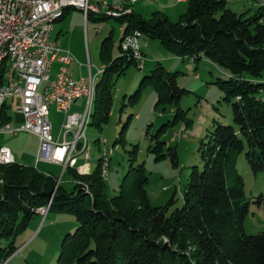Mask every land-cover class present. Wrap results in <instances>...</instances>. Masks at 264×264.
<instances>
[{
  "label": "trees",
  "instance_id": "obj_1",
  "mask_svg": "<svg viewBox=\"0 0 264 264\" xmlns=\"http://www.w3.org/2000/svg\"><path fill=\"white\" fill-rule=\"evenodd\" d=\"M188 5L179 22L161 12L150 20L133 11L115 18L126 26L121 53L113 56L111 33L102 43L105 71L91 110L92 124L100 126L114 100L111 83L130 66L138 67L130 52L122 55V42L136 33L159 40L183 61L205 58L230 75L218 85L232 103L233 125H213L199 150L201 164L192 167L187 181L185 204L173 210V200L153 206L143 165H131L114 197L107 195L100 164L89 178L66 169L78 183L70 193L52 174L17 161L0 165V240H11L0 249V262L37 210L51 206L50 212L71 214L78 224L64 236L57 264H264V231L248 235L244 228L250 205L264 207V195L246 196L237 167L245 152L251 170L264 172V22L259 10L250 18L238 15L226 0H188ZM176 76L159 65L147 77L160 101L180 92ZM3 78L4 71L0 84ZM9 109L8 104L2 109L1 126L13 120ZM86 178L95 182L88 191L80 182Z\"/></svg>",
  "mask_w": 264,
  "mask_h": 264
},
{
  "label": "rangeland",
  "instance_id": "obj_2",
  "mask_svg": "<svg viewBox=\"0 0 264 264\" xmlns=\"http://www.w3.org/2000/svg\"><path fill=\"white\" fill-rule=\"evenodd\" d=\"M98 1V4L97 0H93V3L96 2V6L99 10L101 9L100 12H104L103 2ZM226 1L227 7L238 15L246 14L245 16L250 18L257 14L258 9L255 7H245L235 0ZM131 2L129 0L130 5L127 6L129 9L122 7L125 10L120 12L121 14L125 15L127 10L131 12L130 7L133 6ZM138 2H145L146 10L143 14L136 12L144 20L152 19L158 11L172 22H179L188 12L189 7L188 1L185 4H179L178 0H138ZM99 4H102V7ZM66 20L67 23L57 21L54 24L56 30L53 36L65 40L61 41V46L69 51L73 58L74 64L72 67L68 65L67 68L75 73L83 74V77L89 80L87 66L89 59L95 67V76L96 66L102 67L104 64L101 55L103 41L113 30L112 53L114 57H117L121 53L120 43L126 26L120 24L115 18H109L97 25L91 22L88 27L90 42L88 44L83 17L76 18L69 15ZM100 25L103 26V33L95 37V28ZM143 42H147L149 47H143ZM142 48L150 61L143 68L136 65L130 66L118 80L115 77V82L111 83L114 100L106 112L109 113L107 119L100 126L92 124L91 121L86 131L90 154L88 160L84 156V161L78 162L77 168L87 165V171L84 169L79 172L73 167L67 169L84 177L96 172L99 164L102 165V170L103 152L107 145L113 150L109 175L104 178L109 197H114L121 192L123 179L131 165L135 167L143 165L148 178L146 190L151 204L160 207L173 200L174 204L171 208L173 210L185 204L187 181L192 167L201 164L199 150L207 140L213 125L216 123L233 125L232 103L225 100V93L218 85L220 81H229L231 76L204 60L190 62L189 59H184L182 61L181 57L170 52L156 39L144 38ZM127 52L124 51L126 55H129ZM159 65L170 74L177 75L176 82L180 92L173 99L160 101L154 84L147 78ZM58 67L60 66H55L56 69ZM196 75H199L197 79ZM102 78L101 74L97 83ZM143 79H146L145 84H142ZM262 79L264 81V74ZM7 104L13 107L11 99ZM12 107L8 111V116L14 119L11 124L21 123L16 116L18 115L20 119L22 115L15 112V108ZM177 114L178 117H176ZM50 120L53 124L52 134L57 139L66 122V116L53 112ZM2 146L9 147L17 155V159H20L17 161L19 164L32 166L42 173H53L58 178L61 177L57 181V186H65L68 193L74 190V186H78L72 177L71 180L69 179L68 174L62 175V169L56 170L48 163L36 164L38 163L36 162L39 148L38 137L27 133H20L17 136L0 134V148ZM237 167L245 182L246 196L250 199L264 195V172L255 174L251 170L245 152L238 155ZM63 171H66V168H63ZM87 178L80 182L88 191L95 182ZM53 198L50 199V204ZM42 208L48 209L47 213L40 214L37 210V215L16 237L15 248L2 253L3 256L9 255L8 258H3L0 264H57L64 236L68 232L73 233L78 224L71 214L50 212L51 206ZM244 228L248 235H257L264 231V207L250 205V213L244 222ZM10 241L1 239L0 249H6Z\"/></svg>",
  "mask_w": 264,
  "mask_h": 264
},
{
  "label": "built area",
  "instance_id": "obj_3",
  "mask_svg": "<svg viewBox=\"0 0 264 264\" xmlns=\"http://www.w3.org/2000/svg\"><path fill=\"white\" fill-rule=\"evenodd\" d=\"M133 4L138 0H132ZM245 1L249 6L260 11L261 22H264V0ZM104 3V12L92 11L93 0H0V75L4 71L0 84V106L12 100L15 112L23 117L21 124L12 125L13 120L0 127V134L27 133L38 137L39 148L37 162L77 168L78 157L88 160V141L83 134L86 110L83 113H71L73 104L79 99L87 100V89L94 78L93 64L88 63L89 80L76 79L67 66L73 61L71 54L63 50L52 39L54 26L51 17L63 4L77 3L85 20L90 15L113 18L117 12H124L122 6H111ZM101 29H97L99 33ZM141 34L129 35L122 42L124 51L131 53L138 66L143 68L145 56L142 50ZM193 61V58L190 59ZM55 62L62 65L52 77L51 70ZM101 69V68H100ZM12 107V106H10ZM18 107V108H16ZM66 116V122L57 139L54 138L50 112ZM107 167L101 174L109 175L110 159L113 150L106 145ZM13 151L7 147L0 148V164H14ZM87 171V165L77 168ZM48 209L40 208V214Z\"/></svg>",
  "mask_w": 264,
  "mask_h": 264
},
{
  "label": "crops",
  "instance_id": "obj_4",
  "mask_svg": "<svg viewBox=\"0 0 264 264\" xmlns=\"http://www.w3.org/2000/svg\"><path fill=\"white\" fill-rule=\"evenodd\" d=\"M102 1H105V2H107V3H109L111 6H122V7H124L125 8V6L127 7L128 6V4H129V0H101V2ZM188 0H178V3L179 4H185L186 2H187ZM236 2V1H235ZM138 3H140V4H138ZM238 3H241L242 5H244L245 7H249V8H251V6H249L245 1H238ZM145 2H137V3H135V4H133V6H131V11H133V12H137V13H139V14H143V12L146 10V8H145ZM100 6L102 7V4H100ZM138 7H140V9H142V10H140V9H138ZM103 9V8H102ZM71 10H73V11H69V10H67V12L65 13V16L60 20V21H58V22H64V23H67V17L70 15L71 17H76V18H79V17H83V20H84V25H85V34H86V36H87V42H88V44L90 43L89 42V37H88V27H89V25L91 24V22H93L94 24H100L101 22H104V21H107L109 18H107V17H105V16H93L92 17V19L91 20H89V21H86L85 20V17H84V14L80 11V10H76V9H71ZM249 10H251V9H249ZM72 12H75L76 14H71ZM158 12V11H157ZM136 13V14H137ZM114 19V18H113ZM68 29V28H67ZM97 29H101V31L99 32V33H97ZM56 30V25L54 26V29H53V33H54V31ZM103 26H98V27H96L95 28V37H98L97 35H101L102 33H103ZM53 33H52V39L55 41V42H57L58 44H59V46L63 49V50H65L61 45V41L62 42H64L65 40H62V39H60L59 37H54L53 36ZM111 33H113V30H112V32H110V34H109V36L111 35ZM108 36V37H109ZM107 37V38H108ZM142 40H143V38L141 39V43H142ZM143 44H144V46L143 47H149L148 46V43L147 42H143ZM142 50H143V48H142ZM65 51H67V50H65ZM69 52V51H68ZM143 53H144V51H143ZM89 54V53H88ZM89 56H90V54H89ZM144 56H145V63H144V67H145V65H146V63L148 62V61H150V59H149V56L148 55H146L145 53H144ZM89 58V57H88ZM90 61H91V59H89ZM202 60H204L206 63H211L209 60H207V59H205V58H202ZM183 61V60H182ZM190 62H191V60H189ZM74 64V62L72 61L70 64H69V66L68 67H72V65ZM56 65H59L60 67H61V63L60 62H55L54 64H53V66H52V70H51V76L52 77H54L56 74H57V72H58V70H59V68L60 67H58L57 69L55 68V66ZM88 66V65H87ZM94 66V65H93ZM102 67L104 68L105 66H103L102 65ZM102 67H97L96 66V76H98L97 74H99V70H101L102 69ZM82 68V67H81ZM95 68V67H94ZM94 68H93V73H94ZM101 68V69H100ZM89 70V69H88ZM68 71L70 72V73H72L73 74V76H74V78H76V79H79V78H84V79H86L85 77H83L84 75L83 74H78V73H75L73 70H69V68H68ZM82 70H80V72H81ZM100 76H101V74H99ZM100 76H98V77H96L97 79H96V85H97V81L99 80V77ZM199 77V75H196L195 76V78L197 79ZM86 105H87V100L86 99H84V98H82V99H79V100H77L74 104H73V106H72V108H71V113H73V114H75V113H82L84 110H85V108H86ZM53 112H55V113H57L56 112V110L55 109H52L51 110V112H50V117H51V114L53 113ZM17 117V120L18 121H21V123H22V121H23V117H21L20 116V119H18V115L16 116ZM13 119V118H12ZM14 120V119H13ZM21 123H15V125H17V124H21ZM61 132V131H60ZM23 155H25V154H23ZM14 156H15V159H16V161H18V160H20V159H17V155L16 154H14ZM91 156V155H90ZM83 162L84 161V156H79L78 157V162ZM37 162V161H36ZM41 163V162H40ZM42 163H44V162H42ZM36 164H39V163H36ZM52 166H53V168L54 169H56V170H61L62 169V175L65 173V171H63V168H62V166H59V165H54V164H51ZM79 172H82V171H79ZM47 174H52L53 176H55L53 173H47ZM66 174H68L69 175V173L68 172H66ZM70 176V175H69ZM55 177H57V176H55ZM72 176H70L69 177V179L71 180L72 178H71ZM58 179H61V177L60 178H58ZM73 181H74V179H73ZM65 187V186H64ZM66 188V187H65Z\"/></svg>",
  "mask_w": 264,
  "mask_h": 264
},
{
  "label": "bare ground",
  "instance_id": "obj_5",
  "mask_svg": "<svg viewBox=\"0 0 264 264\" xmlns=\"http://www.w3.org/2000/svg\"><path fill=\"white\" fill-rule=\"evenodd\" d=\"M132 2H131V4H132ZM98 3H99V1L97 0V4ZM129 5H130V3H129ZM99 6H100V4H99ZM125 8H126V6H125ZM70 9H76V10L78 9V10H81V6H80V4H77V3H67V4H63L61 7H59L57 9V12H55V14L51 17V26H54V24L57 21H60L64 17V15L67 12V10H70ZM127 9H129V8L127 7ZM100 10H99V7L96 6V2L92 4V11H94V12H100ZM125 13L126 14L127 13H130V10L125 11ZM123 15L124 14H121L120 12H117L114 15L113 18H119V17H121ZM126 40H127V38H126ZM126 40H125V42H126ZM104 71H105V67L104 68L102 67V69L99 70L98 72H99V74H103ZM99 74H97V75L100 76ZM98 76H96V75L94 76V78L92 79L91 86L87 89V112L85 114V119H84L83 134H86V131H87V129L89 128V126L91 124V110H92V105H93V102H94V99H95V95H96V79H97L96 77H98ZM3 107L4 106H0V117H1V113H2ZM14 116H15V114H14ZM0 122H1V120H0ZM0 127H4V126H1L0 125ZM110 150H112V149L110 148ZM89 154H90V149L88 147V155ZM103 156L104 157H103V168L102 169H106V167H107L106 152H103ZM0 165H6V164H0ZM103 178H106L105 174H103Z\"/></svg>",
  "mask_w": 264,
  "mask_h": 264
}]
</instances>
